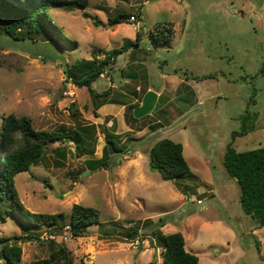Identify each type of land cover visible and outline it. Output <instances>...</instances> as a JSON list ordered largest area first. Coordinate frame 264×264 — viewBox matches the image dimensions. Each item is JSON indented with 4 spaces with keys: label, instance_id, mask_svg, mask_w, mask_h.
Masks as SVG:
<instances>
[{
    "label": "rangeland",
    "instance_id": "1",
    "mask_svg": "<svg viewBox=\"0 0 264 264\" xmlns=\"http://www.w3.org/2000/svg\"><path fill=\"white\" fill-rule=\"evenodd\" d=\"M48 11L78 46L59 41L52 30L33 39L13 38L0 19V125L10 113L31 117L37 129L69 135L80 125L96 124L94 154L77 156L70 140L50 143L39 164L17 174L16 186L33 212H64L69 223L73 205L81 203L99 209L100 222L81 236L63 224L52 238L46 226L7 214L12 201L0 190V239L43 236L19 242L20 264L49 257L61 245L72 264H164L163 246L152 237L161 217L167 223L161 233L182 232L200 264H264V225L243 210L241 188L224 166L232 133L245 122L248 132L236 137L234 147L264 146V0H89L71 10L51 3ZM85 11L104 24L96 26ZM119 12L140 14L139 25H110ZM164 26L174 32L168 42L156 38L164 39ZM137 31L140 46L119 53L106 77L93 85L101 92L111 88L113 97L129 105L140 103L144 90L155 89L160 95L149 114L131 125L123 104L107 103L95 113L85 86L74 83V97L64 93L72 87L65 61L121 47L136 39ZM182 79L197 92L194 104L178 92ZM106 125L128 150L115 153L113 165L91 170L84 160L102 156ZM165 137L184 145L188 176L167 180L151 166L150 149ZM57 147L66 148L65 157ZM131 224L139 228L136 239L117 234ZM0 264L9 263L0 257Z\"/></svg>",
    "mask_w": 264,
    "mask_h": 264
},
{
    "label": "trees",
    "instance_id": "2",
    "mask_svg": "<svg viewBox=\"0 0 264 264\" xmlns=\"http://www.w3.org/2000/svg\"><path fill=\"white\" fill-rule=\"evenodd\" d=\"M51 3L60 4L65 9L71 10L75 6H88L89 0H0V19L6 24L3 32L17 39H33L34 36L45 30H52L59 41L71 43L75 47L78 46V41L70 38L51 17L48 11V6ZM83 15L92 19L96 26L104 24L100 17L87 11L83 12ZM131 15L130 13L119 12L109 18V24L130 23ZM160 32L164 39L161 40V35H157L156 38L163 42L170 41L174 35L173 29L169 26H164ZM142 39L141 31H137L136 39H126L121 47L109 51L94 50L91 59L79 58L72 63L65 61L66 79L87 88L95 105V113L96 109L107 103H117L126 106V120L131 125L132 120L138 119L134 115V109L140 103L129 105L113 97L111 88L99 92L94 88L93 83L100 76V73L106 70L113 57L116 60L122 51L140 46ZM102 54L104 55L103 58L100 57ZM60 57L63 59L62 55ZM147 91L148 89L144 90L143 96ZM178 92L187 95L191 104L195 103L196 91L187 82L180 83ZM103 132L105 133L106 144L103 147L102 156L84 160L91 170L113 165L112 156L115 153L124 154L128 150L121 142L119 133L112 131L107 125L103 127ZM247 132L246 122L240 131H233L232 140L225 151L224 166L228 173L236 178L241 188L240 201L243 210L251 214L259 225H264V146L238 151L233 145L238 135H244ZM96 133V124L80 125L77 130L69 135L63 129H37L31 117L17 116L15 113L8 114L4 123L0 125V190L5 192L12 201L11 206L6 209L7 214L13 215L21 222L34 227L46 226L52 233H55L60 225L64 224L63 227L70 226L69 231L73 236L87 234L90 225L100 222L99 209L75 203L72 207L69 223H66L67 216L64 212H33L24 205L20 198L16 186V176L32 165L39 164L50 143H65L70 140L76 146L77 156L94 154L95 143L93 141ZM56 152L65 157L66 148L57 147ZM57 162L59 165H63V162ZM150 164L157 167L162 177L167 180L184 178L188 176L191 170L184 154V145L168 137L158 140L151 147ZM165 225L166 222L161 217L158 227L152 233V237L163 246V263L199 264L200 257L186 249L184 234L177 231L165 235L160 231V227ZM117 234L123 235L124 238L136 239L139 236V228L131 224L126 230L117 232ZM38 239H40L39 235L31 233L2 237L0 239V257L6 259L9 264H20L23 250L19 242ZM72 262L70 251L66 246L61 245L53 249L49 257L34 260L31 264H72Z\"/></svg>",
    "mask_w": 264,
    "mask_h": 264
},
{
    "label": "water",
    "instance_id": "3",
    "mask_svg": "<svg viewBox=\"0 0 264 264\" xmlns=\"http://www.w3.org/2000/svg\"><path fill=\"white\" fill-rule=\"evenodd\" d=\"M157 99L158 93L152 89L148 90L143 97L142 105L134 109L135 117L140 118L144 115L149 114L154 109ZM154 168L157 169V167L155 166Z\"/></svg>",
    "mask_w": 264,
    "mask_h": 264
},
{
    "label": "built area",
    "instance_id": "4",
    "mask_svg": "<svg viewBox=\"0 0 264 264\" xmlns=\"http://www.w3.org/2000/svg\"><path fill=\"white\" fill-rule=\"evenodd\" d=\"M129 20H130V23H132V25L134 27H136V26L139 25L140 16L131 15L130 18H129ZM114 61H115V58L113 57L112 60H111V62L107 65L106 70H104L103 72H101L99 77H106V74L108 72V69L111 68L110 66L114 63ZM69 81L71 82V86L73 88L71 87V88L65 90L64 93L66 95L70 96V97H74L76 95V89L74 88L75 87V84H74V82L72 80H69ZM197 202L198 203H201L202 202V199L197 200ZM65 228L69 230L70 226H66ZM49 236H51L52 238H54L56 236V233L50 232V235ZM42 238H43V236H40V239H42ZM40 239H38V240H40Z\"/></svg>",
    "mask_w": 264,
    "mask_h": 264
},
{
    "label": "crops",
    "instance_id": "5",
    "mask_svg": "<svg viewBox=\"0 0 264 264\" xmlns=\"http://www.w3.org/2000/svg\"><path fill=\"white\" fill-rule=\"evenodd\" d=\"M183 81H184V80L182 79L181 82H183ZM112 82H114V81H112ZM126 82H128V81H126ZM188 84H189V83H188ZM93 86H94V85H93ZM109 86H115V85L112 84V83H109ZM94 88L96 89L95 86H94ZM138 89H139V87H138ZM150 89L155 90V89L149 87L148 90H150ZM96 90H97V89H96ZM97 91H98V90H97ZM155 91H156V90H155ZM99 92H101V91H99ZM156 92H157V91H156ZM125 93H126V91H125ZM157 93H158V92H157ZM159 95H160V93H158V97H159ZM143 97H144V96H143ZM157 100H158V99H157ZM197 100H198V99H197V92H196V101H197ZM196 101H195V102H196ZM142 102H143V98H142V101L140 102V105H142ZM119 105H120V107H121L122 104H119ZM140 105H139V106H140ZM155 105H156V104H155ZM105 107H106V104L103 105V106H101V107H100V110L102 111ZM120 107H119V108H120ZM137 107H138V106H137ZM101 111H100V112H101ZM109 113H112V112H107V113H105V114H109ZM235 140H236V139H235ZM234 142H235V141H234ZM166 225H167V223H166ZM185 246H186V245H185ZM191 249H192L191 251H192L193 253H195V248H191ZM199 264H200V263H199Z\"/></svg>",
    "mask_w": 264,
    "mask_h": 264
}]
</instances>
